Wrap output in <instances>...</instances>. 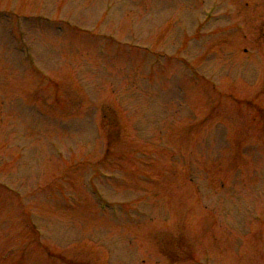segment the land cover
Wrapping results in <instances>:
<instances>
[{
    "label": "rangeland",
    "instance_id": "1",
    "mask_svg": "<svg viewBox=\"0 0 264 264\" xmlns=\"http://www.w3.org/2000/svg\"><path fill=\"white\" fill-rule=\"evenodd\" d=\"M35 3L74 14L86 36L40 13L0 18V173L18 168L22 182L0 187V264H264V0ZM26 45L51 69L43 80ZM93 176L115 212L101 210ZM27 199L39 231L18 212Z\"/></svg>",
    "mask_w": 264,
    "mask_h": 264
}]
</instances>
